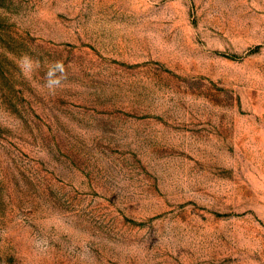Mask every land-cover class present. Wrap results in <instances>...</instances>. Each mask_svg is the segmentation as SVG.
I'll use <instances>...</instances> for the list:
<instances>
[{"label": "rangeland", "instance_id": "1", "mask_svg": "<svg viewBox=\"0 0 264 264\" xmlns=\"http://www.w3.org/2000/svg\"><path fill=\"white\" fill-rule=\"evenodd\" d=\"M0 264H264V0H0Z\"/></svg>", "mask_w": 264, "mask_h": 264}, {"label": "clouds", "instance_id": "2", "mask_svg": "<svg viewBox=\"0 0 264 264\" xmlns=\"http://www.w3.org/2000/svg\"><path fill=\"white\" fill-rule=\"evenodd\" d=\"M47 66V71L45 73V83L46 87L50 92L54 93L55 90L63 85V81L66 79V70L63 61L57 60L44 62ZM41 62L39 60H33L29 56H24L21 58L19 67L21 72L26 74H31L33 71L39 68ZM39 245V242H38Z\"/></svg>", "mask_w": 264, "mask_h": 264}]
</instances>
